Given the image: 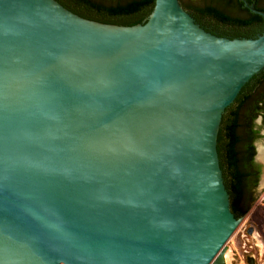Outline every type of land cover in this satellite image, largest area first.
<instances>
[{"label":"water","instance_id":"1","mask_svg":"<svg viewBox=\"0 0 264 264\" xmlns=\"http://www.w3.org/2000/svg\"><path fill=\"white\" fill-rule=\"evenodd\" d=\"M262 71L264 33L181 0L132 26L0 0V264H229L219 133Z\"/></svg>","mask_w":264,"mask_h":264},{"label":"trees","instance_id":"2","mask_svg":"<svg viewBox=\"0 0 264 264\" xmlns=\"http://www.w3.org/2000/svg\"><path fill=\"white\" fill-rule=\"evenodd\" d=\"M73 12L96 21L132 26L145 23L152 14L156 0H58ZM184 8L201 22L211 16L226 24L245 26L250 20L233 13L234 0H181ZM201 24V23H200ZM219 36L243 38L250 33ZM256 75L242 90L235 103L227 108L219 133L218 149L232 210L237 217L246 216L259 195L263 166L256 160V142L264 129V75ZM262 116L263 123L257 119Z\"/></svg>","mask_w":264,"mask_h":264},{"label":"rangeland","instance_id":"3","mask_svg":"<svg viewBox=\"0 0 264 264\" xmlns=\"http://www.w3.org/2000/svg\"><path fill=\"white\" fill-rule=\"evenodd\" d=\"M264 147V134L256 142L257 161L263 166V173L260 185L257 189L258 199L264 194V161L262 159L261 149ZM255 209V203L250 212L244 216L235 234L229 241V250L227 252V261L229 264H250V257H256L257 264H264V219L261 223H256L251 214ZM254 232V235H252ZM255 238L257 241H255Z\"/></svg>","mask_w":264,"mask_h":264},{"label":"flooded vegetation","instance_id":"4","mask_svg":"<svg viewBox=\"0 0 264 264\" xmlns=\"http://www.w3.org/2000/svg\"><path fill=\"white\" fill-rule=\"evenodd\" d=\"M235 7H233V13L244 15L246 19L250 21L245 26H239L235 24H226L218 21L217 19H213L211 16H206L202 18L200 22L201 25L206 28L208 31H211L214 34L220 31L222 33H230V34H243L250 33L249 38H257L261 34L264 33V18L260 14L254 12L250 6L253 5L255 9L264 11V0H234ZM218 35V34H217ZM227 37V36H225ZM264 75V71L258 78H262ZM258 120H261V123H258ZM258 125H262L263 117L260 116L257 119ZM257 160V159H256ZM252 262H256V257L251 256L249 258Z\"/></svg>","mask_w":264,"mask_h":264},{"label":"built area","instance_id":"5","mask_svg":"<svg viewBox=\"0 0 264 264\" xmlns=\"http://www.w3.org/2000/svg\"><path fill=\"white\" fill-rule=\"evenodd\" d=\"M251 216L256 223H261V220L264 219V194L256 200L255 209Z\"/></svg>","mask_w":264,"mask_h":264},{"label":"bare ground","instance_id":"6","mask_svg":"<svg viewBox=\"0 0 264 264\" xmlns=\"http://www.w3.org/2000/svg\"><path fill=\"white\" fill-rule=\"evenodd\" d=\"M261 154H262V160L264 161V147L261 149Z\"/></svg>","mask_w":264,"mask_h":264}]
</instances>
